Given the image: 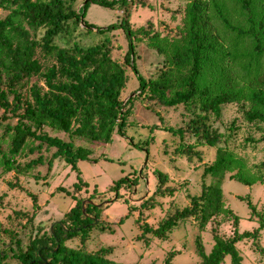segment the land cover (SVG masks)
I'll list each match as a JSON object with an SVG mask.
<instances>
[{"label": "rangeland", "instance_id": "1", "mask_svg": "<svg viewBox=\"0 0 264 264\" xmlns=\"http://www.w3.org/2000/svg\"><path fill=\"white\" fill-rule=\"evenodd\" d=\"M83 1L73 0L72 6L78 7ZM190 3L191 0H126L125 4L109 9L91 2L83 18L94 26L104 27L126 15L133 31L135 67L146 79L155 77L167 65L152 43L187 36ZM4 13L0 10V17ZM209 15L225 50L235 48L240 54L249 50L246 37L237 38L222 22L226 18L231 25L246 28L248 23L239 0H211ZM162 23L168 29L161 28ZM67 24L68 32L54 37L57 45L88 46L107 38L111 58L122 59L126 39L120 29L100 34L94 28L86 30L80 23L69 21ZM41 33L37 29L34 35L38 38ZM259 59L257 72L264 69V60ZM246 61L243 56L231 60L227 68L229 76L225 79L216 74L217 67L206 66L201 82L213 92L214 87L221 88L223 84H231L241 92L236 102L221 105L220 114L212 123L220 133L218 145L225 146L230 156L220 187L223 206L238 218V232L254 231L264 222V139H259L264 124L248 121L243 116L250 107L244 94L252 87L249 83L253 85L252 77L256 74L254 63L247 70L242 68ZM127 72L120 92L123 100L138 85L136 76L129 69ZM131 103L121 134L113 130L105 144L70 139L64 132L44 128L50 136L72 140L74 145L90 149L88 158L78 159L74 168L52 155L54 147L38 145L37 141L27 142L10 165L0 158V264H18L13 255L16 247L24 249L31 237L47 231L74 204L73 198L82 205L94 204L99 210L83 242L75 236L64 244L85 251L106 248V257L120 264H163L167 257L169 264H197V237L203 251L208 252L212 229L223 237L230 235L232 220L226 212L208 221L201 231L188 218L177 223L163 239L141 233V223L154 228L176 209L187 205L189 197L197 195L202 184L214 181L209 175L202 177L201 173L214 159L215 147L195 144L200 160L179 155L176 147L194 144L187 132L181 136L176 133L190 116L183 105H162L142 96ZM8 139L6 136L1 142L5 155ZM156 171L166 175L164 186L175 188L171 195H153ZM122 178L121 184L113 186ZM246 202L253 206L252 211ZM235 246L242 264H264V227L254 237L242 239ZM220 264H229V258L224 257Z\"/></svg>", "mask_w": 264, "mask_h": 264}, {"label": "trees", "instance_id": "2", "mask_svg": "<svg viewBox=\"0 0 264 264\" xmlns=\"http://www.w3.org/2000/svg\"><path fill=\"white\" fill-rule=\"evenodd\" d=\"M72 2L0 0V10L5 12L0 17L1 160L6 165L12 164L15 154L27 142L37 141L38 145L54 147L52 155L74 168L78 159L88 158L90 149L74 145L72 140L63 141L50 136L44 131L45 127L64 132L70 139L81 138L88 143L105 144L113 130L121 134V126L134 98L142 96L167 106L181 104L190 116L183 128L176 129V133L181 136L187 132L194 144L176 147V153L187 159L195 157L200 160V151L196 150L195 144L214 146V159L203 167L201 173L202 177L209 175L214 181L202 184L199 193L189 197L187 205L176 209L154 228L141 223V233L163 239L177 223L188 218H192L201 231L208 221L226 212L232 220L230 235L223 237L212 229V245L208 252L203 251L197 237V264H220L226 256L229 264H242L235 243L254 237L264 227V222H260L254 231L238 232L237 216L223 206L220 183L229 167L230 156L225 146L218 145L220 133L212 126L220 114L221 105L236 102L241 92L231 84L214 87L213 92L201 82L206 66L217 67L216 74L225 79L229 76L227 68L230 61L246 57L242 68L247 70L254 63L256 74L252 77L253 85L249 83L252 87H248L247 94H244L250 107L243 116L248 121L264 124V69L257 72L259 58L264 60V0H239L248 23L246 28L231 25L222 18L223 24L237 38L246 37L249 50L243 54L235 48H223L220 35L211 23V0H191L187 9V36L152 43L167 65L155 77L146 79L135 67L133 31L126 15L104 27L94 26L83 18L91 2L112 9L125 4L126 0H84L78 7L72 6ZM69 21L82 24L86 30L94 28L100 34L120 29L126 39L122 59L111 58L107 38L88 46L76 43L57 45L54 37L68 32ZM161 28L168 29L164 23ZM37 29L42 30L38 38L34 35ZM128 69L136 76L138 85L123 102L120 92ZM6 136H9L7 155L1 147ZM259 139H264V130ZM155 177L157 184L153 195H171L175 188L164 186L166 175L156 171ZM123 181V178L117 179L113 186ZM73 199L74 204L47 231L31 237L24 249L16 247L13 255L18 264H120L106 257V248L85 251L64 244L75 236L83 242L98 215V206L89 202L82 205L80 200ZM246 205L253 210L249 202ZM169 262V257L163 260V264Z\"/></svg>", "mask_w": 264, "mask_h": 264}, {"label": "water", "instance_id": "3", "mask_svg": "<svg viewBox=\"0 0 264 264\" xmlns=\"http://www.w3.org/2000/svg\"><path fill=\"white\" fill-rule=\"evenodd\" d=\"M80 20H81V17H80ZM127 99V97L123 100V102Z\"/></svg>", "mask_w": 264, "mask_h": 264}]
</instances>
